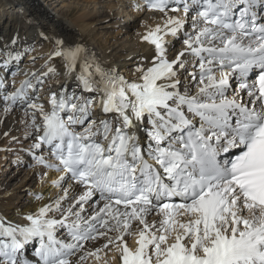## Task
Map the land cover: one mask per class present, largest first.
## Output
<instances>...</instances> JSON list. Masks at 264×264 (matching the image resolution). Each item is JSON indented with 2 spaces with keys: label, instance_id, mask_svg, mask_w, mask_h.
<instances>
[{
  "label": "snow or ice",
  "instance_id": "snow-or-ice-1",
  "mask_svg": "<svg viewBox=\"0 0 264 264\" xmlns=\"http://www.w3.org/2000/svg\"><path fill=\"white\" fill-rule=\"evenodd\" d=\"M132 6L161 22L127 75L41 31L47 59L17 85L28 52L0 45V111H22L12 142L56 190L0 217V264H264V0Z\"/></svg>",
  "mask_w": 264,
  "mask_h": 264
},
{
  "label": "bare ground",
  "instance_id": "bare-ground-1",
  "mask_svg": "<svg viewBox=\"0 0 264 264\" xmlns=\"http://www.w3.org/2000/svg\"><path fill=\"white\" fill-rule=\"evenodd\" d=\"M54 3H56V7H58L54 8L52 12L50 8ZM97 4H99L100 7H96ZM124 4H127L128 7H121ZM21 9H23V13H21ZM117 16L123 18L116 20L115 17ZM130 20L133 23L122 26L118 32L122 31V33L127 35L129 32L127 28L135 27V25L138 24L140 25L138 29L136 30L135 28L137 33L134 32L132 37H130L129 34L125 36V40L123 41L128 42V44L121 43L122 45L119 46L120 48H117V45L112 51H106V48L104 49V44L97 39L99 33L98 30L116 26L117 23V26H120ZM103 22H105V24H102ZM160 22L158 16L153 17L150 14L141 15L135 11L130 0H0V45H3L9 41L11 37L19 33L22 38L24 50L28 52V55L19 65V71H17L20 72L19 74L21 75L18 74L20 77L13 78L17 85L20 80L25 78L26 73L43 65L47 59L51 45L49 42L41 39L39 35L41 31L45 32L47 35L67 40H72L79 36L89 46L95 49L102 60L119 66L121 71H124L127 75L135 63L134 60L130 61L129 57H135L142 51V49L147 47L146 44H141L139 42V34H142L145 31L144 25L147 24L152 26L155 23ZM33 37L34 40L35 38H37V40L30 42V40L33 41ZM34 44H37L35 45L36 48L33 51H30L32 48L31 46ZM97 46H99L101 50H99ZM180 47L181 45L177 43L176 49H179ZM123 50H126L127 52L123 54ZM32 56L44 57L36 59L37 61L35 60V63L33 64L28 58ZM44 70L45 69L43 68L40 71ZM18 114L20 115L19 121L16 120ZM8 115L5 117L4 113L0 111V148L6 147L7 143L12 141V136H14L15 133H18V127L20 128V137L23 136V126L20 124V120L23 118L22 111L16 109L12 116ZM5 132L8 133L7 136L4 135ZM2 140H5L4 145L1 144ZM28 143H30V141L25 143V145L27 146ZM7 156L3 155V157H1L0 164L4 162L3 160ZM2 170L4 172L5 170H8V168ZM47 186L49 185L47 184ZM30 188L31 187L28 186V193ZM48 188L50 189V186ZM15 189L13 188L10 192L8 191V193L0 199V217H4L12 223L23 224L25 222L23 219V212L33 211L42 203L47 202V197H49L50 191L45 189L47 193L44 195L45 199L42 201H37L33 197L32 199L30 198V200L28 199L29 203L27 202L26 204L18 206L17 204L20 202L19 198L21 195L16 192ZM129 242L130 244L132 243L131 240ZM109 256H111V253H109ZM86 264H96V262L89 259L86 261Z\"/></svg>",
  "mask_w": 264,
  "mask_h": 264
},
{
  "label": "rangeland",
  "instance_id": "rangeland-1",
  "mask_svg": "<svg viewBox=\"0 0 264 264\" xmlns=\"http://www.w3.org/2000/svg\"><path fill=\"white\" fill-rule=\"evenodd\" d=\"M131 5H132V3H131ZM57 7H56V3H54L50 9L53 12L54 8H57ZM121 18H123V17H121ZM129 23H133V22L130 20V21H126L125 23L121 24L120 26H117V24H118L117 23L116 26L109 27V28L106 27V28H103L102 30L101 29L98 30L99 33L97 35L98 36L97 39L100 40L104 44V49L106 48V51H112V49L117 45H118L117 48H120L119 46H121L122 44H124V43L128 44V42L123 41V40H125V36H127L129 34L130 37H132L134 32L137 33L135 31V28L137 30L138 27L140 26V25L136 24L135 27L133 26V27L127 28V30L129 31L127 35H125V33H122V31H120L121 33L118 32L122 26H124V25L126 26ZM102 24H105V22H103ZM99 38H101L103 41ZM36 40H37V38H35V40H34V37H33V41L30 40V42H34ZM37 43H39V42H37ZM35 45H37V44H34L31 46L32 48L30 49V51H33L36 48ZM97 48L99 50H101L99 48V46H97ZM113 52H114V50H113ZM122 52H123V54H125L127 51L123 50ZM35 57H37L36 59H38V58L41 59L44 56H35ZM20 68H21V66H20ZM40 69H42V68H39V70ZM19 73L20 72H16V74H17L16 77H20L19 75H21V74H19ZM13 113H14V111L11 112L8 116H12ZM19 117H20V115L18 114V116L16 117L17 121H19ZM17 132L18 133H15V135L12 137L19 138L20 134H21L19 127L17 128ZM22 132H24V129ZM9 135H11V134H9ZM4 141L5 140L1 141L2 145L5 144ZM25 143H27V142H23V144H20V143H13L11 141L10 143H7L6 147L0 148V154L2 155V156L0 155V159H1V157H3V155H5V156L8 155L3 160L4 162L2 164H0V199L2 197H4V195H6V193H8V191L10 192L13 188L14 189L16 188L15 191L20 193V195H21V197L19 198L20 202H18L19 204H17L18 206H21L22 204H26L30 200V198L32 199L34 197L33 193L39 194L42 191L43 196H44L47 193V191H50L49 196H53V195H55V191H56L54 188H51V187L49 189L48 188L49 186H47V184L42 183V178H41V175L39 174V172H40L39 166H36V167L24 166L28 163V161L24 157L23 153H20L18 151V149H20L22 146L27 147L25 145ZM18 157H19V161H18ZM7 168H8V170H5L3 172L2 169H7ZM28 186L31 187L29 189V193L27 192ZM52 189H54L55 191Z\"/></svg>",
  "mask_w": 264,
  "mask_h": 264
}]
</instances>
